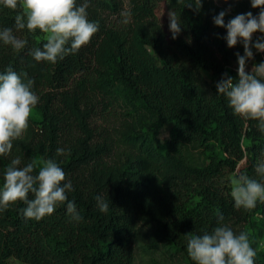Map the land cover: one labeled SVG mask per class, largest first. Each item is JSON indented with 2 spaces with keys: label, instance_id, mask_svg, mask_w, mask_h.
<instances>
[{
  "label": "trees",
  "instance_id": "1",
  "mask_svg": "<svg viewBox=\"0 0 264 264\" xmlns=\"http://www.w3.org/2000/svg\"><path fill=\"white\" fill-rule=\"evenodd\" d=\"M189 2L88 0V19L98 24L97 33L55 64L32 57L46 42L44 35L17 32L14 17L20 9L0 5V29L13 28L27 40L19 52L0 42V72L9 66L26 72L40 98L35 108L40 120L30 119L26 137L0 157V187L12 159L20 158L18 167L53 159L66 174L65 183L71 182L68 200L82 217L71 220L66 202L39 221L24 218L23 202L10 205L0 211V264L12 259L138 264L143 228L149 231L143 250L152 264H194L187 237L210 233L218 214L237 234L249 224L254 235L264 236V202L252 210L236 209L230 187L218 181L229 170L264 183L255 171L264 163V132L258 121L235 116L217 93L225 74L237 78L236 53L243 55V45L229 48L226 28L213 22L221 11L227 24L259 9L251 0H203L197 12L185 7ZM170 10L180 18L176 39L169 30ZM253 53L248 70L264 62V53ZM168 123H173L171 136L162 143L159 135ZM58 148L63 155L56 154ZM97 196L108 201L106 213ZM252 247L255 264H264V250Z\"/></svg>",
  "mask_w": 264,
  "mask_h": 264
},
{
  "label": "clouds",
  "instance_id": "2",
  "mask_svg": "<svg viewBox=\"0 0 264 264\" xmlns=\"http://www.w3.org/2000/svg\"><path fill=\"white\" fill-rule=\"evenodd\" d=\"M228 3V0H223ZM0 5L10 10L20 11L14 17L15 30L27 29L30 33L39 30L46 40L42 48L31 51L36 61L57 63L70 54H75L82 46L90 43L98 31V24L90 22L87 9L88 0L77 5V0H0ZM203 0H190L185 7L199 11ZM251 6L259 9L236 15L225 24V11L213 17L217 27L226 28L224 39L229 48L238 43L243 45V55L237 56V78L225 74L216 85L217 93L226 97L233 114L244 120L258 121L259 130L264 132V62L254 64L248 70V61L254 58L253 49L264 53V0H251ZM123 15L127 16V13ZM169 30L172 39L181 33L180 18L176 12H168ZM125 22H127L125 20ZM262 35L253 41L254 33ZM0 42L19 52L27 45V40L18 38L13 28L0 29ZM34 80L27 73H17L9 66L0 72V157L8 156L13 142L21 139L29 128L33 112L39 104V96L33 91ZM64 149L58 148L57 155ZM19 157L11 160L3 174L0 187V211L10 205L23 202L20 209L25 219L41 220L54 213L58 204L66 202V211L71 220H82L75 203L68 200L67 193L73 190L66 174L53 159L36 161L23 167ZM39 168L38 172L36 171ZM255 171L264 177V163L256 165ZM35 173V174H34ZM30 194L32 198L30 199ZM231 196L236 209L252 210L257 201L264 202V183L245 174L232 180ZM101 212H107L109 203L101 196L96 197ZM223 215L218 214V226L210 233L188 235L187 253L194 264H255L256 250L251 246L249 233L239 234L223 224Z\"/></svg>",
  "mask_w": 264,
  "mask_h": 264
},
{
  "label": "rangeland",
  "instance_id": "3",
  "mask_svg": "<svg viewBox=\"0 0 264 264\" xmlns=\"http://www.w3.org/2000/svg\"><path fill=\"white\" fill-rule=\"evenodd\" d=\"M257 14H258V12L255 13V15H257ZM261 35L262 34L259 32L253 34V36H256V37H260ZM42 38H44V36ZM251 68H250V70H251ZM204 75L210 82L212 81V76L210 73L204 72ZM31 119L34 121L40 120V115L36 109L34 110ZM104 120H105L104 118H100V117H98L96 119V121L100 124L104 123ZM172 125H173V123H168L164 127V129H162V131L160 132L159 137H160V140L162 143H165L170 138L171 131H172ZM27 134H28V131L24 134L23 137H26ZM245 143L246 144L249 143V140H245ZM39 162L41 164L43 162V160H40ZM237 174H238L237 171L232 172V171L227 170L221 177H219L218 181L222 185H227L231 189L232 188V180L238 176ZM243 231H247L249 233V239H250L251 246H257L259 249L264 250V236L257 237L256 235H254L255 230H253L249 224L244 225ZM148 235H149L148 229L143 228L142 233L140 234V240L136 244V255H137L138 264H152L150 256H147L145 254V252L143 250V246H142V243L146 242V238ZM153 257L157 258L158 255L154 254ZM10 264H25V263H23L19 260L12 259L10 261Z\"/></svg>",
  "mask_w": 264,
  "mask_h": 264
}]
</instances>
